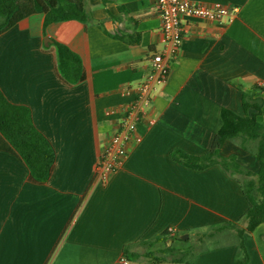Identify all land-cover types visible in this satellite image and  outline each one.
<instances>
[{
	"label": "crops",
	"instance_id": "1",
	"mask_svg": "<svg viewBox=\"0 0 264 264\" xmlns=\"http://www.w3.org/2000/svg\"><path fill=\"white\" fill-rule=\"evenodd\" d=\"M190 1L237 11L222 24L183 18L184 39L168 80L154 91L138 127L142 141L128 147L105 182L95 175L97 161L120 118L109 111L132 100L122 89L144 80L164 45L156 0H86L93 22L45 24V15L35 13L0 35V89L31 110L56 151L52 176L34 184L26 164L0 150V264H234L235 226H246L250 207L240 176L220 164L190 168L173 153L207 154L222 111L245 116L242 92L264 86V0ZM54 41L80 56L83 82L69 86L60 79ZM255 96L262 99L257 121L264 125V91ZM220 155L259 170L256 157L232 141ZM227 223L234 226L222 246L211 243L182 261L130 260L124 253L169 229L189 238ZM243 243L246 264H264V222L244 232Z\"/></svg>",
	"mask_w": 264,
	"mask_h": 264
},
{
	"label": "trees",
	"instance_id": "2",
	"mask_svg": "<svg viewBox=\"0 0 264 264\" xmlns=\"http://www.w3.org/2000/svg\"><path fill=\"white\" fill-rule=\"evenodd\" d=\"M85 5L86 0H0V35L35 13L45 15V24L67 20L93 22ZM50 46L55 52V69L60 79L69 86L83 82L87 74L80 56L63 43L54 41ZM263 91L264 86L255 85L248 91L242 92L245 116H239L229 110L222 111V127L207 154L193 156L182 151L173 153L177 161L190 168L204 169L212 164H220L227 171L240 176L250 207L242 218V223L246 226H235L234 232L240 252L234 264L247 263V253L243 243L244 232H251L264 222V125L257 121L262 99L255 96ZM250 109L254 112L249 115ZM225 141H232L254 155L259 163L258 172L253 173L243 168L234 156L220 155ZM0 150L16 155L26 164L29 170L28 181L31 183L45 184L54 172L56 151L51 142L35 126L31 110L27 106L10 102L1 89ZM232 226H234L232 223H227L211 227L184 240L181 236L170 235L167 231L155 239L140 242L138 246L144 247V251H135V245H130L126 247L124 253L130 260L145 257L154 262L182 261L194 250H204L211 243L222 246L223 234L231 232Z\"/></svg>",
	"mask_w": 264,
	"mask_h": 264
},
{
	"label": "built area",
	"instance_id": "3",
	"mask_svg": "<svg viewBox=\"0 0 264 264\" xmlns=\"http://www.w3.org/2000/svg\"><path fill=\"white\" fill-rule=\"evenodd\" d=\"M156 7L162 21L164 45L152 55L144 80L136 86L129 85L122 89V94L131 96L132 100L109 111V114L120 113V118L98 157L95 175L102 182L126 160L128 147L142 141L138 127L150 111L154 91L168 80L170 66L184 39L183 18L192 16L222 24L237 11L236 8L232 10L222 4L204 5L190 0H156ZM169 232L173 230L169 229ZM122 262L129 264L127 259H122Z\"/></svg>",
	"mask_w": 264,
	"mask_h": 264
},
{
	"label": "water",
	"instance_id": "4",
	"mask_svg": "<svg viewBox=\"0 0 264 264\" xmlns=\"http://www.w3.org/2000/svg\"><path fill=\"white\" fill-rule=\"evenodd\" d=\"M48 40L51 41L50 39H48ZM181 239H183V240H184V239H188V235H182V236H181Z\"/></svg>",
	"mask_w": 264,
	"mask_h": 264
},
{
	"label": "rangeland",
	"instance_id": "5",
	"mask_svg": "<svg viewBox=\"0 0 264 264\" xmlns=\"http://www.w3.org/2000/svg\"><path fill=\"white\" fill-rule=\"evenodd\" d=\"M138 250L139 251H144L145 249H144V247L141 246V247H138Z\"/></svg>",
	"mask_w": 264,
	"mask_h": 264
}]
</instances>
